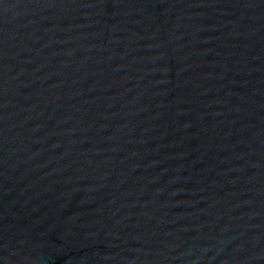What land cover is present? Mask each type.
I'll return each instance as SVG.
<instances>
[{
	"label": "water",
	"instance_id": "1",
	"mask_svg": "<svg viewBox=\"0 0 264 264\" xmlns=\"http://www.w3.org/2000/svg\"><path fill=\"white\" fill-rule=\"evenodd\" d=\"M0 264H264V0H0Z\"/></svg>",
	"mask_w": 264,
	"mask_h": 264
}]
</instances>
